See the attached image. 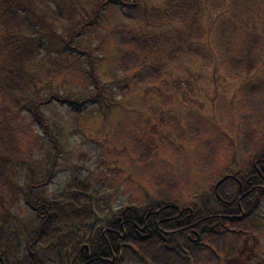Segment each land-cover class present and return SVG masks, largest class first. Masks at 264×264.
I'll list each match as a JSON object with an SVG mask.
<instances>
[{"label":"trees","instance_id":"trees-1","mask_svg":"<svg viewBox=\"0 0 264 264\" xmlns=\"http://www.w3.org/2000/svg\"><path fill=\"white\" fill-rule=\"evenodd\" d=\"M78 2L70 0L68 6V0H0V106L4 102L0 107V264H134L144 254L139 245L145 240L169 244L181 233L195 235L201 245L205 235L225 232L227 221L262 228L263 88L259 94L248 87L242 91L245 128L241 136L246 140L242 150L248 159L240 162L236 146L237 160L229 159L228 154L221 167L217 149L212 155L204 154L197 171L211 175L203 180L206 190L200 203H185L186 192L196 188L191 175L195 166L187 163L182 173L176 161L179 176L164 175L161 157L167 155L166 147L152 148L146 138L135 140L133 148L135 161L148 174V191L141 203L116 210L107 204L97 207L103 197L102 184L113 186L112 178L103 173L98 178L104 183L85 178L76 185L73 178L60 195L46 194L44 186L52 180L53 162L40 179L30 165L43 154L45 137L56 150L55 155L61 152V145L44 116L43 106L57 102L81 113L89 105L102 102L106 87L97 71V57L92 54L100 51L99 45L112 39L119 46V70L131 80L127 93L134 94L159 86L168 65L175 60L183 62L184 55L199 44L196 40L202 0H167L162 9L146 8L139 5V0H89V8ZM75 5L80 7L76 9ZM116 7L125 9L130 24L101 33L99 19ZM75 10L86 14L81 17L79 29L69 24ZM173 23L183 25L176 35L134 31L138 25ZM85 27L84 35L81 31ZM82 38L98 42L97 46L84 47ZM248 38L243 45L247 60L236 73L238 79L249 77L258 68L253 59L258 38ZM48 81L68 83L81 90L80 97L52 91L43 98L39 87ZM89 89L93 91L87 93ZM253 138L258 139L250 146ZM172 150L174 156L185 149L178 146ZM223 178L226 180L217 186ZM91 186L95 188L91 190Z\"/></svg>","mask_w":264,"mask_h":264},{"label":"rangeland","instance_id":"rangeland-1","mask_svg":"<svg viewBox=\"0 0 264 264\" xmlns=\"http://www.w3.org/2000/svg\"><path fill=\"white\" fill-rule=\"evenodd\" d=\"M86 1L89 0H79L78 4L85 5ZM166 1L139 0V5L162 9ZM202 1L196 40L201 45L193 47L189 55L185 54L183 62L175 60L170 63L159 86L128 94L127 88H131L132 83L119 70V46L110 39L106 45L98 44L102 47L100 51L92 52L94 58L97 57V71L106 87L102 102L89 105L81 113L57 102L43 106L44 116L61 145V152L55 155L56 150L45 137L41 145L43 154L30 165L36 178L40 179L50 171L48 165L53 162L52 180L44 186L47 195H60L73 178L76 185L85 178L102 183L98 176L103 173L112 178L113 186L102 184L100 191L103 197L99 198L97 207L103 208L107 204L116 210L128 204L141 203L148 191V174L135 161L133 148L135 140L142 138H146L152 148L166 147L167 155L161 157L164 175L177 177L179 167L183 173L187 163L195 166L191 175L196 188L185 193V203H200L206 190L203 180L211 172L197 171L204 154L210 152L212 155L217 149L220 167L226 164L228 154L231 155L229 159L237 160L235 148L240 149V162L248 159L242 150L246 140L241 136L245 128L241 98L245 87L252 89L254 94L264 89V0H236V3L233 0ZM68 6H71L70 0ZM85 7L89 8V5ZM124 10L116 7L100 18V32L129 25L130 16ZM82 15L86 16L81 10L72 12L71 28H81ZM182 27L177 23L153 27L138 25L134 31L147 35H176ZM82 30L85 35L87 28ZM252 36L258 38L253 54L258 68L249 77L238 79L236 73L247 60L243 45L247 37ZM81 40L86 48L95 47L98 43ZM39 90L43 98L52 91L73 98H79L81 94L80 89L62 81H48ZM2 103L0 107L3 108ZM38 129V134L43 136V131ZM257 139L249 140V145L253 146ZM178 146L186 151H178L173 156L172 148ZM116 176L117 179L114 178ZM93 188L91 186L90 189ZM21 221L27 223L24 219ZM196 241L195 235L181 233L169 244L145 240L139 245L144 254L134 264H264V226L248 228L243 222L227 221L225 232L205 235L204 246Z\"/></svg>","mask_w":264,"mask_h":264},{"label":"flooded vegetation","instance_id":"flooded-vegetation-1","mask_svg":"<svg viewBox=\"0 0 264 264\" xmlns=\"http://www.w3.org/2000/svg\"><path fill=\"white\" fill-rule=\"evenodd\" d=\"M250 178L251 177H248L247 178V182H248V184L250 183ZM237 183H239V185H240V187L242 186V184H241V182L236 178V180H235Z\"/></svg>","mask_w":264,"mask_h":264},{"label":"water","instance_id":"water-1","mask_svg":"<svg viewBox=\"0 0 264 264\" xmlns=\"http://www.w3.org/2000/svg\"><path fill=\"white\" fill-rule=\"evenodd\" d=\"M225 180H226V178L222 179V180L218 183V186H219L222 182H224Z\"/></svg>","mask_w":264,"mask_h":264}]
</instances>
